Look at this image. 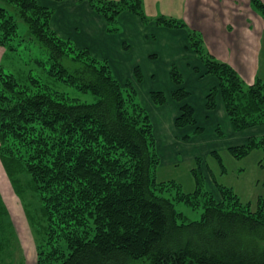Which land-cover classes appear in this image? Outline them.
Instances as JSON below:
<instances>
[{"label": "trees", "instance_id": "obj_1", "mask_svg": "<svg viewBox=\"0 0 264 264\" xmlns=\"http://www.w3.org/2000/svg\"><path fill=\"white\" fill-rule=\"evenodd\" d=\"M87 1L106 20L110 33L119 31L124 12L151 21L141 0ZM253 1L262 3L264 11L262 0ZM8 2L46 49L49 74L96 97L93 103H77L56 98L35 79L30 84L7 75L0 80V157L14 191L26 202L28 218L45 233L44 246L50 251L40 253L39 264H264V205L252 212L226 187H220L217 200L202 192L197 173L194 193L175 183H158L153 175L160 165L156 137L150 115L137 102L134 82H120L107 61L59 37L51 27L53 8L38 0ZM154 21L170 29L186 28L164 17ZM17 36L16 17L0 5V46L13 50ZM188 38L187 48L205 68L195 72L218 80L206 97V109L215 110L221 96L235 132L264 126V83L245 85L233 68L206 52L196 33L188 31ZM135 77L143 81L140 68ZM170 78L177 86L171 98L182 103L176 128L192 126L195 135L202 134L194 108L184 103L190 93L175 65ZM151 97L157 106L169 100L162 91ZM255 148L264 152V136L228 151L241 158ZM175 202L202 206L201 219L188 220ZM6 212L0 197V217Z\"/></svg>", "mask_w": 264, "mask_h": 264}, {"label": "rangeland", "instance_id": "obj_2", "mask_svg": "<svg viewBox=\"0 0 264 264\" xmlns=\"http://www.w3.org/2000/svg\"><path fill=\"white\" fill-rule=\"evenodd\" d=\"M262 1L264 3V0ZM38 2L56 10L54 5L58 1ZM260 4L262 3L255 5L253 0H141L142 11L147 18L155 20L164 17L184 24L188 31L196 33L202 40L208 54L214 55L211 52H215L218 57L223 58V62L233 68L247 86L264 83V11L259 7ZM0 5L16 17L18 22V36L13 43V50L8 46H0V80L2 76L7 75L13 76L19 84H26L28 81L27 84H30L31 79H35L38 87L49 90L56 98L77 103L95 102L96 97L92 94L80 93L49 74L52 65L46 49L28 32L26 23L20 20L18 8L9 5L8 0H0ZM37 61L44 63V67ZM136 82L135 77L137 102L150 115L156 135L155 151L160 158V165L153 171L156 181L175 183L176 187L180 186L185 193H194L200 185L203 193L208 192L217 200H220L222 195L220 187H226L237 196L243 206L257 212L260 205H264L263 149L255 148L244 157H235L227 147H222L223 143L231 142L227 122L220 120L216 125L215 122L206 120L207 124L203 125L204 137L208 141L206 144L208 147H216L219 143L216 150L219 156H198L197 158L202 159V162L198 163L197 158L186 159L179 153L177 158L172 157L173 161H170L167 151L168 146H172L170 138H167L169 134H166L164 123L160 119L161 107L156 105L155 110L151 111L149 104L154 106L149 94L151 90L166 91L168 95L170 91L162 80L146 83L145 87ZM173 84L175 85L174 82ZM214 134H221L219 137L222 141L217 142ZM250 135V132L238 135L242 143L237 146L247 143ZM245 138L247 141H243ZM173 140L177 143L174 147L186 150L188 141L179 142L181 139L178 138ZM206 144L203 148L196 147L195 150H203L207 147ZM176 159L177 161H174ZM195 173L202 178L199 185ZM176 187L171 189L173 194H176ZM14 190L0 157V197L7 210L6 215L0 217V264H39L40 253L50 251L44 246L45 233L38 223L34 224L28 218L26 202ZM31 202L34 207L38 205L33 200ZM175 208L190 221L200 220L204 211L202 206L193 209L179 202H175ZM60 247L65 253V245L61 243ZM57 255H60L59 252ZM51 257L52 261H56V254Z\"/></svg>", "mask_w": 264, "mask_h": 264}, {"label": "crops", "instance_id": "obj_3", "mask_svg": "<svg viewBox=\"0 0 264 264\" xmlns=\"http://www.w3.org/2000/svg\"><path fill=\"white\" fill-rule=\"evenodd\" d=\"M56 3L54 5L56 10L51 20L52 29L59 37L71 40L77 47L89 49L97 59L107 61L113 74L120 82H134L136 68H140L143 74V81L139 84L141 87H145L146 83L149 84L151 81H165L166 88L170 92L169 95L166 91L162 92L168 96L169 100L165 105L160 106V119L164 123L166 134H169L167 138H170V146H172L171 148L168 146L167 151V158L170 161H173L172 157L177 158L179 153L183 154L186 159L203 157L217 152L219 145L217 143L216 147H208L206 144L208 141L204 137L205 133L195 135V127L176 128L175 120L180 115L182 103L171 98L172 93L177 89L169 78L173 65L177 66L183 74L184 87L190 93V97L184 103L194 108L198 125L203 127L207 124L206 120H211L216 125L220 120L227 122L231 142L223 143V148L229 149L239 145L242 140L241 137L238 138V135L247 132L252 133L250 137L247 136L248 138L264 136V126L235 132L226 114L221 96L217 99L215 110L208 111L206 109V97L213 88L218 86V80L213 76H203L195 72V68H197L201 73H204L205 68L197 54L187 48L189 38L186 28L170 29L157 25L153 19H150L152 21L149 23H145L137 15L125 12L118 18L119 31L110 33L107 30L106 20L91 8L87 0H61ZM211 53L216 59L224 61L215 52ZM153 91L149 92L150 98ZM151 101L153 102L152 99ZM149 104L150 110H155L154 102V106L152 103ZM198 109H200L199 115L197 114ZM187 136L191 139L187 140ZM214 136L216 135L214 134ZM173 138L181 139L179 142L188 141L186 150L174 147L177 146V143ZM221 139L219 136L215 137L217 142L222 141ZM243 141H247V138ZM205 144L207 147L203 150H195L196 147L203 148Z\"/></svg>", "mask_w": 264, "mask_h": 264}]
</instances>
